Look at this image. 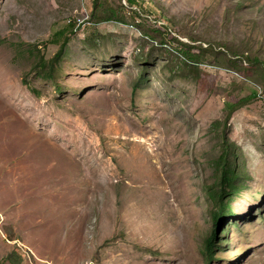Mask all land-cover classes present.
Returning a JSON list of instances; mask_svg holds the SVG:
<instances>
[{
  "label": "rangeland",
  "instance_id": "1",
  "mask_svg": "<svg viewBox=\"0 0 264 264\" xmlns=\"http://www.w3.org/2000/svg\"><path fill=\"white\" fill-rule=\"evenodd\" d=\"M136 2L0 0V264H264V0Z\"/></svg>",
  "mask_w": 264,
  "mask_h": 264
},
{
  "label": "trees",
  "instance_id": "2",
  "mask_svg": "<svg viewBox=\"0 0 264 264\" xmlns=\"http://www.w3.org/2000/svg\"><path fill=\"white\" fill-rule=\"evenodd\" d=\"M125 1H127L130 6L137 4L136 0ZM50 42L54 43L55 45L60 44L61 47L59 49H62L65 46L63 32H58L55 34ZM54 60H57V55L52 60V62ZM50 74H52L51 69L50 72H47L46 77L49 78ZM238 107L239 104H231L228 106L229 111L227 117H229V115ZM219 125L220 122L213 123V126ZM220 139L222 146L221 153L212 161V166L214 168V182L206 188V195L213 205V209L209 212L211 220V232L204 240L203 244L204 257L206 261H211L214 258L215 251L217 250V235L219 231L223 229L227 219L234 217V214L231 212L230 204L232 200L239 195V192L242 189L241 183L245 181L242 180L243 177H241V172L235 167L237 155L234 153L235 151L232 148L234 144L230 142L225 133H222Z\"/></svg>",
  "mask_w": 264,
  "mask_h": 264
}]
</instances>
